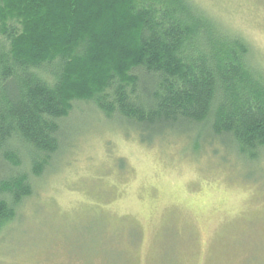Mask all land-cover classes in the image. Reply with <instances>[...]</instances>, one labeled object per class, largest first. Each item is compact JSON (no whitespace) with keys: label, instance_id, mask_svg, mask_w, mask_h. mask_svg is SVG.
Segmentation results:
<instances>
[{"label":"trees","instance_id":"obj_1","mask_svg":"<svg viewBox=\"0 0 264 264\" xmlns=\"http://www.w3.org/2000/svg\"><path fill=\"white\" fill-rule=\"evenodd\" d=\"M192 0H0V233L88 111L146 146L264 158V70ZM84 109V110H83Z\"/></svg>","mask_w":264,"mask_h":264},{"label":"rangeland","instance_id":"obj_2","mask_svg":"<svg viewBox=\"0 0 264 264\" xmlns=\"http://www.w3.org/2000/svg\"><path fill=\"white\" fill-rule=\"evenodd\" d=\"M264 70V0H192ZM84 110V109H83ZM0 233V264H264V158L186 138L153 146L93 111Z\"/></svg>","mask_w":264,"mask_h":264}]
</instances>
